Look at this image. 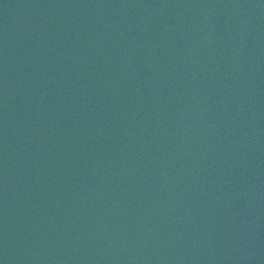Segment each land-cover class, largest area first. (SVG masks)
<instances>
[{
    "label": "water",
    "instance_id": "95a60500",
    "mask_svg": "<svg viewBox=\"0 0 264 264\" xmlns=\"http://www.w3.org/2000/svg\"><path fill=\"white\" fill-rule=\"evenodd\" d=\"M0 264H264V0H0Z\"/></svg>",
    "mask_w": 264,
    "mask_h": 264
}]
</instances>
